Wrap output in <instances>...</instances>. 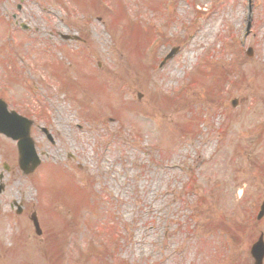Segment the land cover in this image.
<instances>
[{
  "label": "rangeland",
  "instance_id": "374dc122",
  "mask_svg": "<svg viewBox=\"0 0 264 264\" xmlns=\"http://www.w3.org/2000/svg\"><path fill=\"white\" fill-rule=\"evenodd\" d=\"M0 98L55 140L35 126L25 179L0 136V264H233L231 246L248 261L264 221L231 224L226 250L218 230L264 199V0H0ZM21 193L48 205L58 261L4 217ZM60 201L80 208L70 232Z\"/></svg>",
  "mask_w": 264,
  "mask_h": 264
},
{
  "label": "flooded vegetation",
  "instance_id": "af4514ba",
  "mask_svg": "<svg viewBox=\"0 0 264 264\" xmlns=\"http://www.w3.org/2000/svg\"><path fill=\"white\" fill-rule=\"evenodd\" d=\"M3 186V185H2ZM252 261H253V259H252ZM253 264H254V261H253Z\"/></svg>",
  "mask_w": 264,
  "mask_h": 264
},
{
  "label": "water",
  "instance_id": "95a60500",
  "mask_svg": "<svg viewBox=\"0 0 264 264\" xmlns=\"http://www.w3.org/2000/svg\"><path fill=\"white\" fill-rule=\"evenodd\" d=\"M32 156H34V155L32 154Z\"/></svg>",
  "mask_w": 264,
  "mask_h": 264
}]
</instances>
